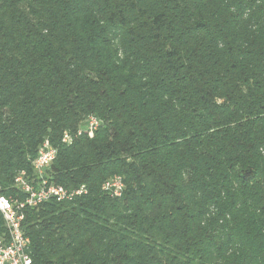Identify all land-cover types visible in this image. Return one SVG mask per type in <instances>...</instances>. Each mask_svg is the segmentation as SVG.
Here are the masks:
<instances>
[{"label":"trees","instance_id":"obj_1","mask_svg":"<svg viewBox=\"0 0 264 264\" xmlns=\"http://www.w3.org/2000/svg\"><path fill=\"white\" fill-rule=\"evenodd\" d=\"M46 140L33 264H264V0H0L5 195Z\"/></svg>","mask_w":264,"mask_h":264},{"label":"built area","instance_id":"obj_2","mask_svg":"<svg viewBox=\"0 0 264 264\" xmlns=\"http://www.w3.org/2000/svg\"><path fill=\"white\" fill-rule=\"evenodd\" d=\"M99 125L100 121L92 116L85 127L79 129L78 135L83 134L84 131L93 132ZM63 140L69 143L72 141V136L66 133ZM57 153V148L46 140L40 147L37 157L32 161L33 174L25 170L17 174L14 184L24 196L23 199L5 195L0 184V212L5 225V231L0 233V264H33L28 252L30 239L23 228L26 207H38L52 199L73 200L87 192L85 185L67 189L49 181L46 172L56 159ZM104 188L111 191L112 195L119 196L123 189L122 179L120 177L110 179L105 183Z\"/></svg>","mask_w":264,"mask_h":264}]
</instances>
